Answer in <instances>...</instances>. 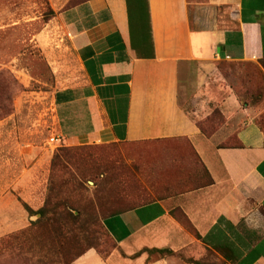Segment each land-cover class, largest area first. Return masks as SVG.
Masks as SVG:
<instances>
[{
  "label": "crops",
  "instance_id": "obj_1",
  "mask_svg": "<svg viewBox=\"0 0 264 264\" xmlns=\"http://www.w3.org/2000/svg\"><path fill=\"white\" fill-rule=\"evenodd\" d=\"M146 4L149 29L135 10L129 21L126 0H84L57 16L81 79L51 93L53 119L63 146H149L184 188L104 217L115 248L104 259L89 249L72 264H191L208 253L264 264V105L243 106L213 75V63L227 61L253 63L264 77V0ZM214 111L218 123L204 135L197 122ZM47 150L0 137V226L34 217L15 193L33 211L43 205Z\"/></svg>",
  "mask_w": 264,
  "mask_h": 264
},
{
  "label": "rangeland",
  "instance_id": "obj_2",
  "mask_svg": "<svg viewBox=\"0 0 264 264\" xmlns=\"http://www.w3.org/2000/svg\"><path fill=\"white\" fill-rule=\"evenodd\" d=\"M83 1L0 0V105L4 109L0 120L10 116L0 127V137L42 145L59 135L51 93L72 86L81 78L63 20L57 16ZM213 68L218 85L224 90L233 89L241 102L252 101L261 108L264 79L257 65L215 61ZM246 90H255L257 94L252 99L245 98ZM183 107L188 108L187 104ZM214 115L212 118L217 122ZM58 138L60 144L47 151L53 155L61 147L71 150L67 171L73 174L74 183L63 188V192L69 196L67 204L79 209L87 233L73 253L91 246L102 254L109 252L113 242L102 225L105 216L168 197L184 188L182 176L173 169L156 167L157 157L149 146L126 143L63 146L62 137ZM54 184L59 186L57 179ZM20 194L10 198L22 209ZM37 218L34 216L30 221ZM28 226L29 222L19 224L18 220L17 224L0 226V239ZM41 255L39 250H33L30 256L34 258L28 261L8 252L0 256V264H35ZM202 262L223 264L211 253Z\"/></svg>",
  "mask_w": 264,
  "mask_h": 264
},
{
  "label": "trees",
  "instance_id": "obj_3",
  "mask_svg": "<svg viewBox=\"0 0 264 264\" xmlns=\"http://www.w3.org/2000/svg\"><path fill=\"white\" fill-rule=\"evenodd\" d=\"M126 4L129 21L130 11L135 10L136 25L140 24L139 26H142L144 23L149 29V16L146 0H126ZM256 94L257 91L255 90H246L244 96L245 98L249 97V99H252ZM241 103L243 106L250 107L259 105L253 104L252 101L251 103H248L247 100L244 102L242 101ZM263 105L264 102L262 106ZM3 110V107L0 105V112ZM213 114L217 117V122H214L212 118ZM218 120L217 112L214 111L209 117L197 122V126L201 133L208 136L214 131ZM259 121H261V125L264 127L263 115L260 117ZM70 151V149H64L61 147L51 156L49 177L43 205L36 211L23 205L24 210L29 216H38V218L34 221H29V226L26 229L0 239V256L9 252L23 260L26 259L31 261L34 256L31 257L30 252L33 250H39L42 253V257L40 256L35 264H72L89 249L95 250L96 253L104 259L115 248L113 240L104 229L113 242V247L109 252L102 254L97 248L91 246L84 251L78 250L76 253H73V251L78 248L79 243L84 240L83 235L85 236L87 233L84 230L85 223H82L81 221L79 209L67 204V198H69V196L67 193L63 192V188H67L74 183L73 174L67 171L68 162L71 160L69 157ZM55 179L58 180L59 186L54 184ZM73 212H76L77 215H74ZM177 218L183 223L185 228L190 229L189 224L182 216ZM158 252L161 254H170L167 250H161ZM177 255L179 256V254ZM42 258L45 261H42ZM187 262L191 264H203L202 260L190 259L187 260Z\"/></svg>",
  "mask_w": 264,
  "mask_h": 264
},
{
  "label": "built area",
  "instance_id": "obj_4",
  "mask_svg": "<svg viewBox=\"0 0 264 264\" xmlns=\"http://www.w3.org/2000/svg\"><path fill=\"white\" fill-rule=\"evenodd\" d=\"M59 138L52 136L48 141L46 142V146L50 147L51 149L56 148L59 145Z\"/></svg>",
  "mask_w": 264,
  "mask_h": 264
}]
</instances>
